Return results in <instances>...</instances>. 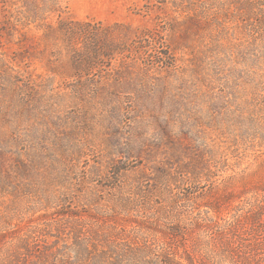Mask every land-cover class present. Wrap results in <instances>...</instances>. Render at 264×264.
Here are the masks:
<instances>
[{
  "label": "trees",
  "instance_id": "obj_1",
  "mask_svg": "<svg viewBox=\"0 0 264 264\" xmlns=\"http://www.w3.org/2000/svg\"><path fill=\"white\" fill-rule=\"evenodd\" d=\"M58 2L0 0L4 13L0 23V197H8L12 192L16 196L17 183L22 175H32L34 171L31 167L39 164H27L19 154L14 153L17 138L10 128L13 124L11 117L19 118L16 113L17 95L23 91L27 94L28 90L30 93L44 91L46 84L39 87L30 79L19 80L21 76L14 65L2 60L3 45L14 47L12 62L27 59L22 51L25 32L35 31L36 35L32 38L40 43L64 46L63 66L56 69L53 65H46L52 75L61 78L64 96L75 97L79 103L88 106V110L98 106H113L114 109L116 105L120 107L122 100H129L134 109V104H138L135 111L139 118L134 121L137 127L134 128L135 133L133 128L129 131V138L135 143L122 142L118 133L113 136V145L109 149L117 161L104 177L94 166L89 174L83 173L82 178L72 182L66 170L77 167L75 159L80 151L74 147H63L64 138L58 139L56 150L49 152L48 159L53 167L48 173L67 177L70 183L62 194L44 197V194L50 193H43L44 201L39 204L49 207L54 202L56 206L65 207L60 209L64 213L58 210L54 214L70 217L66 222L70 224V232L63 245L64 250L75 254L69 264H264V182L253 189L255 195L249 198L243 214L237 210L238 205L233 209L219 206L220 198H216L214 193L220 184H227L219 179L226 170V159L216 161L219 151L216 144L219 147V144L227 143L228 148L235 147L237 152L239 146L246 149L249 136L253 141L259 139L258 146L263 145L264 96L258 108L263 119L258 128L246 115L243 103L229 93V97L222 99L224 103L211 95L214 109L220 106L225 109L224 126L218 122L221 126L216 130L209 127L198 130L195 125L189 124L188 119H176L174 114L186 107L187 102L210 98L207 91L199 89V85L210 88L211 83L207 79L199 80L189 93L182 91L181 94H174L165 77L155 82L146 79L152 71L160 74L159 69L164 73L176 70V59L159 51V46L164 47L165 43L157 32L138 34L131 39L129 28L121 24L103 27L99 22L64 20ZM49 15L56 16V20L49 22ZM195 25L197 19L188 13L172 28L183 29L186 35L193 34L189 32L195 29ZM183 37L184 40L189 38ZM179 50L191 49L183 45ZM192 55L184 52L187 59L183 61L191 64ZM118 61L132 66L140 64V70L145 75L135 74L132 67L113 69L112 65ZM249 65L258 71L254 73V68H251V77L262 74L255 92L259 88L264 91L261 87L264 84V56L261 60L250 61ZM193 66L199 76L201 67ZM99 99L101 101L97 102ZM148 102L153 104L152 108L144 107L143 104ZM142 111L148 112V115L144 114L150 119L141 120ZM126 112L133 114L128 108ZM146 120L154 128L149 127ZM128 124L124 126L130 127ZM137 129L145 133L142 135ZM141 136L152 138L141 140ZM157 154L162 158L152 162L157 161ZM134 160L142 161L138 172L130 171L125 165ZM146 164L153 165L151 180ZM240 164L241 160L236 159L235 167L240 168ZM260 169H264V162ZM244 173L245 169L242 175ZM237 175L235 172L230 177ZM95 177H100L101 183L93 182ZM91 182L95 183L94 188L89 187ZM11 200L10 203L21 201L19 197ZM74 201L79 205L92 203L100 206L97 210L102 215L114 218H105L104 221L88 214L85 216L89 220L73 217V211L66 209ZM224 211L230 216L223 215ZM60 222H63L62 219ZM10 226L0 218V247L11 246L7 240L15 234H23L26 239L31 234L18 232V228L13 233ZM14 246L26 249L30 245L28 240H23Z\"/></svg>",
  "mask_w": 264,
  "mask_h": 264
},
{
  "label": "rangeland",
  "instance_id": "obj_2",
  "mask_svg": "<svg viewBox=\"0 0 264 264\" xmlns=\"http://www.w3.org/2000/svg\"><path fill=\"white\" fill-rule=\"evenodd\" d=\"M58 3L61 18L64 20L99 22L103 27L121 24L129 28L131 39L138 34L157 32L165 43L164 47L159 46V51L176 59V70L164 73L159 69L161 75L152 71L148 73L146 79L155 82L165 77L167 85H171L174 94L178 92L181 94L182 91L189 93V90L196 87L193 84L199 80L210 81V88L199 85V89L207 91L210 98L187 102L186 107L174 114V118H186L189 124L195 125L194 127L198 130L208 127L216 130L221 125L223 127L226 119L223 116L225 109L222 106L214 109L211 104V95L214 94L224 103L222 99L229 97L231 93L240 100V103H243L246 115L251 117L254 126L258 128L259 122L263 120L258 108L264 91L259 88V91L255 92L256 83L262 74L258 73L251 77L249 70L254 67L249 63L254 59L261 60L264 56V0H59ZM1 5L0 23L4 15ZM188 13H192L197 19V26L195 25V33L193 30L189 32L193 34L185 35L183 29L172 28V25L182 21ZM55 20L56 16H48L49 22ZM35 35V31L25 32L22 51L27 59L12 62L14 47L3 45L2 60L14 65L13 67L21 76L18 79H30L39 87L46 84V89L37 93H30L28 90L27 94L23 91L16 97V113L19 114V118L17 120L11 117L13 124L10 128L17 138V149L14 153L19 154L27 164L30 162L39 164L31 167L34 171L32 175L23 173L22 179L17 183L16 196L12 192L8 197H0V218L10 223V230L13 232L18 228V232L31 233L28 239L22 237L23 234L19 236L15 234L13 238L8 239L11 246L0 247V264H69L73 262L75 254L64 250L63 246L67 242V233L70 232V224L66 223L70 217L54 214L61 207L63 209L65 207L56 206L57 203L54 204V202H51L49 207L41 206L39 203L44 201L45 195L51 197L54 194H62L69 187V179L72 182L78 181L84 176L83 173H90L91 167H98L99 174L104 177L112 164L117 161L114 158L116 156L113 157L112 150L109 149L113 145V136L116 133L121 134L122 142L129 141L128 143L133 145L135 142L129 138V131L137 127L135 122L139 118L135 111L138 109V104H134V109L133 105L129 104V100L128 102L122 100L120 107L116 105L114 109L113 106H98L88 110L89 107L79 103L75 97L64 96L65 90L61 89V78L52 75L46 66L49 64L59 69L58 66L65 62L64 46H47L36 38H32ZM182 35L189 38L184 40ZM183 45L190 47L191 50H179ZM184 52L193 54L190 56L191 64L183 61L187 59L184 57ZM193 65L201 67L199 76ZM112 67L113 69L132 67L135 74L145 75L140 70V64L132 66V64H123L118 61ZM257 72L254 68V73ZM6 86L12 88L9 84ZM261 87H264V84ZM100 101V99L97 100V102ZM143 105L153 107L151 102ZM127 108L131 109L133 114L125 113ZM144 113L148 115V112L142 111L140 119H150ZM218 122L221 123L220 126ZM128 123L130 127L124 126ZM145 123L149 125L150 121L146 120ZM149 127L154 128L151 125ZM137 131L142 135L145 133L139 129ZM61 138L65 139L63 147L68 149L74 147L80 151L75 159L77 167L66 170L69 179L48 173L53 167L51 160L48 159L49 152L52 149L56 150V141ZM145 138L152 137L141 136L139 139ZM222 141L227 142L226 139ZM257 141L259 142V139L256 138L253 141V138L248 136L247 150L239 146L237 152L235 147L228 148L227 143L219 144V147L215 145L219 149L216 161L221 162L222 159H226L224 164L226 170L219 179L220 182L227 184L224 186L220 184L219 189L214 190L216 198H220L219 206L233 209L238 205L239 213H245L246 203L255 195L253 189L264 182V169H260L261 163L264 162V143L258 146ZM161 158L162 156L157 154L155 157L157 161L152 162H158ZM236 159L241 160L240 168L235 167ZM68 163H71L69 159ZM141 164V160L125 163L130 171L136 172ZM151 167L153 165L150 164L148 166L150 170L146 171L150 174V180L154 176ZM244 169L246 173L242 175ZM235 172L238 175L230 177ZM92 181L101 183L102 179L95 177ZM93 182L89 184V187L94 188ZM45 192L50 194H44L43 197L42 194ZM15 197H19L21 201L10 203L11 198L14 200ZM79 204L76 201L72 205L67 204L71 206L66 210L68 212L72 210L73 217H82L84 220H89L86 214L104 221H106L105 218L108 220L114 218L102 215L97 210L100 206L92 203ZM12 209L13 211H10ZM60 212L64 213L61 210ZM225 213L227 212L224 211L223 215L230 216ZM61 219L63 222H60ZM23 240H28L30 246L26 249L14 246Z\"/></svg>",
  "mask_w": 264,
  "mask_h": 264
}]
</instances>
